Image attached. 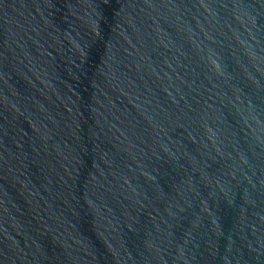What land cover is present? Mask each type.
Segmentation results:
<instances>
[{"label": "water", "instance_id": "obj_1", "mask_svg": "<svg viewBox=\"0 0 264 264\" xmlns=\"http://www.w3.org/2000/svg\"><path fill=\"white\" fill-rule=\"evenodd\" d=\"M0 264H264V0H0Z\"/></svg>", "mask_w": 264, "mask_h": 264}]
</instances>
